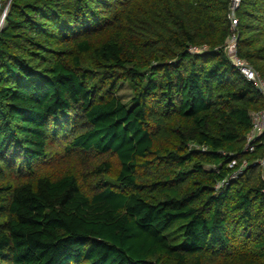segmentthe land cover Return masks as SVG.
<instances>
[{
    "label": "trees",
    "instance_id": "trees-1",
    "mask_svg": "<svg viewBox=\"0 0 264 264\" xmlns=\"http://www.w3.org/2000/svg\"><path fill=\"white\" fill-rule=\"evenodd\" d=\"M1 2L0 264H264V101L224 53L231 0ZM236 16L264 80V0Z\"/></svg>",
    "mask_w": 264,
    "mask_h": 264
},
{
    "label": "built area",
    "instance_id": "built-area-1",
    "mask_svg": "<svg viewBox=\"0 0 264 264\" xmlns=\"http://www.w3.org/2000/svg\"><path fill=\"white\" fill-rule=\"evenodd\" d=\"M241 0H231L229 13H228V20L230 22L231 28V35L226 43L224 48V53L229 58L231 65L237 70V72L241 75V77L251 82L256 90L258 91L259 95L261 96L262 100L264 101V80L252 69V67L243 59H240L237 56V35H236V27L238 24V18L236 16V11L239 8ZM9 7V2L4 5L0 0V30L3 28L5 24V19L7 15ZM206 48H191L189 51L191 53H200L204 51ZM251 123L252 128L250 133L246 137V147L245 152L253 153L255 150V144L257 141L264 136V111H259L253 113L251 116ZM264 145V141H263ZM204 150V149H202ZM235 165L233 162L231 166ZM248 166L247 162L243 161L240 167L236 172H233L227 180L223 181L222 183L217 184L216 189H221L224 186L228 185L229 181L235 180L238 178L239 174L246 169ZM257 166L261 172V179L264 182V149H263V158L258 161ZM264 192V190H263Z\"/></svg>",
    "mask_w": 264,
    "mask_h": 264
},
{
    "label": "rangeland",
    "instance_id": "rangeland-1",
    "mask_svg": "<svg viewBox=\"0 0 264 264\" xmlns=\"http://www.w3.org/2000/svg\"><path fill=\"white\" fill-rule=\"evenodd\" d=\"M119 96L124 100V101H127L128 99H129V97H130V91L126 88V87H124L123 89H122V91H120V93H119ZM54 164H58V165H62L63 166V169L65 168L66 170H76V167H78V166H75L76 165V161H70V162H68L67 161V163H64L63 161H61V158H56V159H53V161H52ZM51 162V163H52ZM50 163V164H51ZM82 167V166H81ZM79 169V168H78ZM62 171V170H61ZM79 172H81V170L79 171Z\"/></svg>",
    "mask_w": 264,
    "mask_h": 264
}]
</instances>
